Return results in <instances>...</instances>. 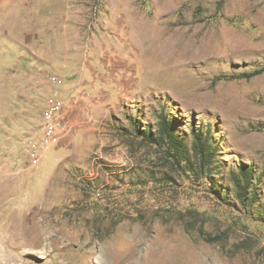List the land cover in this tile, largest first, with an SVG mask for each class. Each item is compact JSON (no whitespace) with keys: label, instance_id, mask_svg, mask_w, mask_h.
Returning <instances> with one entry per match:
<instances>
[{"label":"rangeland","instance_id":"obj_1","mask_svg":"<svg viewBox=\"0 0 264 264\" xmlns=\"http://www.w3.org/2000/svg\"><path fill=\"white\" fill-rule=\"evenodd\" d=\"M0 264H264V0H0Z\"/></svg>","mask_w":264,"mask_h":264},{"label":"trees","instance_id":"obj_2","mask_svg":"<svg viewBox=\"0 0 264 264\" xmlns=\"http://www.w3.org/2000/svg\"><path fill=\"white\" fill-rule=\"evenodd\" d=\"M166 121V120H165ZM164 121V125L162 128H160V134L158 135V139L163 140H171L175 147H178L181 151V155L185 154L187 150V147L184 144V140L180 137H178L175 134V131L171 129L170 123H167V121ZM167 138V139H166ZM161 142V141H160ZM193 151L195 152L196 156H201V167L204 169L206 165L210 161H212V158L215 157V151L212 149L211 144L209 143V140H202L201 132L196 133V140L194 143ZM256 179L255 177V170L251 167H243L240 169V173L238 176L234 177L235 184L238 188V197L243 200V198L246 196V191H249L251 187H253V181ZM255 193V191H254Z\"/></svg>","mask_w":264,"mask_h":264},{"label":"built area","instance_id":"obj_3","mask_svg":"<svg viewBox=\"0 0 264 264\" xmlns=\"http://www.w3.org/2000/svg\"><path fill=\"white\" fill-rule=\"evenodd\" d=\"M52 79V78H51ZM52 82L59 87L58 90L55 88V92H52L46 98V105L44 108V121L42 123L44 129V138L42 139L43 143H52V140H55L58 137V134H63L66 129V124L62 121V115L64 114V109L66 106L65 101L60 98L61 87L64 84V78L54 77ZM33 151L31 152L34 160L37 161L36 152L37 144L33 143ZM38 153V152H37Z\"/></svg>","mask_w":264,"mask_h":264},{"label":"crops","instance_id":"obj_4","mask_svg":"<svg viewBox=\"0 0 264 264\" xmlns=\"http://www.w3.org/2000/svg\"><path fill=\"white\" fill-rule=\"evenodd\" d=\"M118 77L119 75H115V78L110 80V82H114L115 84L110 88L100 85L94 86V101L92 103L95 105V108H100L103 104L111 105L112 103L116 102V100L121 103L123 102L122 99L124 98V95L120 94L118 90V86L119 84H121L122 80L120 81ZM66 94L68 95L69 92H67ZM80 99L81 96H78V100Z\"/></svg>","mask_w":264,"mask_h":264},{"label":"bare ground","instance_id":"obj_5","mask_svg":"<svg viewBox=\"0 0 264 264\" xmlns=\"http://www.w3.org/2000/svg\"><path fill=\"white\" fill-rule=\"evenodd\" d=\"M169 41V40H168ZM168 43V42H167ZM169 44V43H168ZM168 44H166V45H168ZM150 48V47H149ZM173 48H174V50H175V52L177 53L178 51H179V49L174 45L173 46ZM161 52V51H160ZM163 54H166L165 52L163 53ZM185 54L186 55H184V56H189V55H192V56H194L193 58H195V56H198V53L196 52V50L194 49V48H186L185 49ZM168 55V54H167ZM14 217H16V216H14ZM11 218H13L12 216H11ZM24 218H26V220L28 219L27 218V216H25ZM29 220L30 221H32L33 220V218H32V216L30 215L29 216ZM14 222H15V220H14ZM33 230V229H32Z\"/></svg>","mask_w":264,"mask_h":264}]
</instances>
